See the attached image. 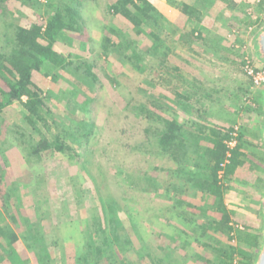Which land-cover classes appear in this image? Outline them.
Wrapping results in <instances>:
<instances>
[{
    "label": "rangeland",
    "instance_id": "obj_1",
    "mask_svg": "<svg viewBox=\"0 0 264 264\" xmlns=\"http://www.w3.org/2000/svg\"><path fill=\"white\" fill-rule=\"evenodd\" d=\"M115 1H72L83 22L82 31L63 33L64 37L54 45V50L72 64L33 74L51 113L46 117L50 131L41 129L46 137L60 132L61 126L74 132L75 126L91 128L82 145L67 140L74 149L71 155L76 152L79 156L72 159L45 154L26 160L25 148L36 135H31L26 111L15 102L1 114L0 225H9L17 234L18 241L4 247L15 251L24 264H38L32 242L26 237L29 224L41 235L34 247L49 253L48 264H75L84 248L87 230L93 231L103 215L99 195L112 196L129 216L119 229L121 236L133 234L128 225L131 220L143 241L168 247L179 245L167 235L177 233L174 225L178 218L172 205L183 195L172 185L168 191L166 170L173 164L157 153L153 144L152 133L163 129L165 120L177 118L182 123L186 119L195 124L199 121L193 114L205 113V121L200 123L224 129L237 127L264 156L260 138L264 110H243L254 97L262 100V90L251 84L249 89L242 71L246 55L256 61L252 46L254 37L264 30V0H211L208 8L199 10L202 14L198 20H188L176 6H172L173 13L156 8L161 15L157 25L145 22L143 30L156 33L169 47L164 67L159 63L161 58L152 56L150 39L145 34L137 35L128 21L113 13ZM147 1L152 4L154 0ZM41 17L37 8L15 0H0V55L9 46L7 38L15 22L27 26ZM106 35L121 47L122 53L129 52L122 38L134 44L143 55L137 57L129 52V57L143 70H134L112 49L105 54L102 45ZM79 63L91 66L94 80L83 74V67L75 69ZM247 89L250 95L244 94ZM182 93L190 96L184 101L192 108L190 113L175 104L176 95ZM151 96L158 98L164 111L150 104ZM238 103H244L243 108ZM141 104L157 115L155 121L150 123L138 112ZM254 162L253 173L248 169L240 175L241 182L229 183L232 190L225 195V204L234 224L252 227L262 235L264 161ZM151 182L155 190L148 192ZM190 200L200 203L198 199ZM134 241L137 250L140 246L136 238ZM191 247L202 251L195 244ZM129 251V255L134 254ZM173 254L172 264H180L179 251ZM7 257L0 248L2 264H9ZM144 262L150 264L145 259ZM134 263L138 264L137 260Z\"/></svg>",
    "mask_w": 264,
    "mask_h": 264
},
{
    "label": "trees",
    "instance_id": "obj_2",
    "mask_svg": "<svg viewBox=\"0 0 264 264\" xmlns=\"http://www.w3.org/2000/svg\"><path fill=\"white\" fill-rule=\"evenodd\" d=\"M15 1L37 8L42 17L27 26L16 22L11 26V36L7 38L9 46L5 54L0 55L2 60L0 61V117L2 113L8 112L15 102L23 106L28 115L31 135L36 134L25 148L26 160L45 154H59L75 159L80 154L74 152L71 155L74 149L67 140L71 139L72 143L82 145V141L90 135L91 128L75 126L74 132L70 128L61 126L60 132L51 134L50 138L46 137L41 129L44 127L50 131L46 117L51 113L46 105L47 97L34 82L33 74L41 73L46 68L55 70L72 64V61L54 50V45L64 37L63 33L81 32L83 22L78 10L72 6L74 0ZM167 2L176 6L188 20L193 18L198 20L202 14L199 10L206 9L211 4V0H196L194 5L176 3L174 0ZM111 8L114 14L121 16L136 29L137 35L145 34L150 39L152 56L161 58L159 63L164 67L169 47L156 33L152 31L146 33L143 30L145 22L157 25V20L161 17L157 9L147 0H116ZM115 32L117 35V31ZM197 35L202 36L201 33ZM122 41L129 52L141 57L142 53L137 51L134 44L126 38H122ZM102 47L105 54L112 49L125 58L134 70H143L129 57V52L122 53L121 47L112 41L111 36L103 37ZM82 67L83 74L94 80L91 66L87 63H79L75 69L79 70ZM248 84L250 89L249 79ZM244 94L250 95V91L247 89ZM176 96L178 100L175 104L186 113H190L192 108L184 102L189 100L190 96H184L183 93ZM151 99L150 104L153 107L165 110L157 97L151 96ZM250 102L252 103L250 106L244 105L243 108L244 103L242 105L238 103V106L247 112L261 113L264 110L258 96ZM137 110L143 113L141 115L150 123L157 117L145 105H139ZM204 114H200L199 111L193 114L199 121L195 124L194 122L190 124L191 121L181 123L177 118L165 120L163 129H155L152 133L157 153L166 156L173 164V167L166 170L167 175H165L169 176V179L165 181L172 186L180 185L185 193L172 205L178 218L177 225H174L177 233L167 235L172 242L179 241V245L168 247L148 240L143 241L131 220L128 225L133 234L121 236L119 229L124 226L129 216L112 196L99 195L102 218L100 215L98 216L100 220L95 217L99 222L95 223L93 231L87 230L84 248L75 259V264H135L134 260H137L138 264H145L144 259L150 264H172L175 261L173 253L176 250L182 258L180 264H235L234 261L238 264L254 263L260 247L261 232L252 227H242V229L236 227L225 204V195L232 190L229 183L241 182L240 175L248 169L253 173L254 161L263 162L264 156L260 155L259 147L253 145L241 130L237 131L236 145L228 149L226 141L231 138L234 126L231 125L227 129L208 127L200 123L201 120L205 121ZM227 154L230 156L227 157ZM220 171L221 176H219ZM149 186L146 188L148 192L155 190L152 182ZM157 195L161 194L157 193ZM190 198L198 199L200 203L196 205ZM186 208L195 211L189 212ZM26 230V237L32 242L31 248L34 249L37 263L48 264L49 253L43 248L34 247V244L42 239L36 227L29 224ZM134 238L140 246L137 250ZM17 241L18 236L9 225H0V248L8 256L9 264H24L15 251L4 247L13 245ZM193 244L202 251L191 249ZM130 249L134 254L129 255ZM2 263L4 262L0 259V264Z\"/></svg>",
    "mask_w": 264,
    "mask_h": 264
},
{
    "label": "built area",
    "instance_id": "obj_3",
    "mask_svg": "<svg viewBox=\"0 0 264 264\" xmlns=\"http://www.w3.org/2000/svg\"><path fill=\"white\" fill-rule=\"evenodd\" d=\"M242 71L244 75L249 79L252 88L264 90V66L257 65L256 61L252 56L246 55L243 58ZM238 128H234V132L231 133V138L226 141V146L228 149H232L236 145ZM230 154H227L229 157ZM223 167V164H222ZM222 172H219L221 176ZM239 229H242V226L236 225ZM236 264V261L234 262Z\"/></svg>",
    "mask_w": 264,
    "mask_h": 264
},
{
    "label": "water",
    "instance_id": "obj_4",
    "mask_svg": "<svg viewBox=\"0 0 264 264\" xmlns=\"http://www.w3.org/2000/svg\"><path fill=\"white\" fill-rule=\"evenodd\" d=\"M252 50L256 61L260 65L264 66V30L260 31L254 37ZM261 104L264 109V90H262ZM260 138L264 145V126L260 129ZM262 218H263V225H262L261 243L253 264H264V186L262 190Z\"/></svg>",
    "mask_w": 264,
    "mask_h": 264
},
{
    "label": "crops",
    "instance_id": "obj_5",
    "mask_svg": "<svg viewBox=\"0 0 264 264\" xmlns=\"http://www.w3.org/2000/svg\"><path fill=\"white\" fill-rule=\"evenodd\" d=\"M195 2H196V0H187V1H185V4H188V5H194L195 4ZM152 4H153V6L155 7V8H157L158 9V7H162V9H164V10H159V11H162V12H167V13H173V11H174V8L172 7V5L171 4H168V2H166V0H154V1H152L151 2ZM186 92V91H185ZM177 101V100H176ZM180 108V107H179ZM182 110V109H181ZM183 112H185L184 110H182ZM198 111H196L195 113H197ZM186 121V119H183L182 120V122H185ZM189 120V119H188ZM173 187H174V190H177V191H181L182 192V195H184L185 193L183 192V188L179 185V186H175V185H173ZM176 187V188H175ZM169 188H170V184H169V186H168V190H169Z\"/></svg>",
    "mask_w": 264,
    "mask_h": 264
}]
</instances>
